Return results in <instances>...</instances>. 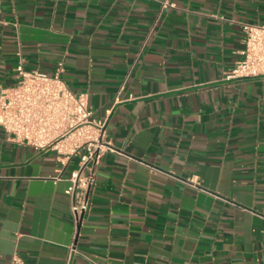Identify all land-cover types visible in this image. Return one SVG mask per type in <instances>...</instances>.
Instances as JSON below:
<instances>
[{"label":"crops","instance_id":"crops-1","mask_svg":"<svg viewBox=\"0 0 264 264\" xmlns=\"http://www.w3.org/2000/svg\"><path fill=\"white\" fill-rule=\"evenodd\" d=\"M162 1L1 0L0 92L61 64L118 152L75 226L78 158L0 127V264H264V75L226 78L264 0Z\"/></svg>","mask_w":264,"mask_h":264},{"label":"built area","instance_id":"built-area-1","mask_svg":"<svg viewBox=\"0 0 264 264\" xmlns=\"http://www.w3.org/2000/svg\"><path fill=\"white\" fill-rule=\"evenodd\" d=\"M175 6L169 0L161 2L162 9ZM241 24L244 33L241 58L226 78L264 75V23ZM15 70L16 83L0 92V127L15 142L35 149H54L61 160L78 158V167L71 171L70 185L65 190L77 226L90 209L101 156L106 150H118L104 140V122L94 118L85 96L75 93L62 77L61 64L53 73H46L25 68L20 57ZM167 174L186 186L204 190L193 177ZM69 248L75 250L73 244ZM8 264H23V259L13 253Z\"/></svg>","mask_w":264,"mask_h":264}]
</instances>
